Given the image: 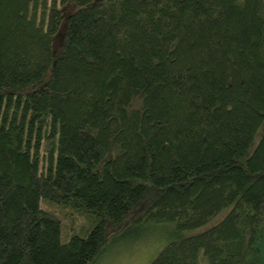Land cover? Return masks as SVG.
Segmentation results:
<instances>
[{"label": "trees", "instance_id": "obj_1", "mask_svg": "<svg viewBox=\"0 0 264 264\" xmlns=\"http://www.w3.org/2000/svg\"><path fill=\"white\" fill-rule=\"evenodd\" d=\"M152 226L148 264H264V0H0V264Z\"/></svg>", "mask_w": 264, "mask_h": 264}, {"label": "rangeland", "instance_id": "obj_2", "mask_svg": "<svg viewBox=\"0 0 264 264\" xmlns=\"http://www.w3.org/2000/svg\"><path fill=\"white\" fill-rule=\"evenodd\" d=\"M163 237L157 226L134 231L112 244L95 264H148L163 245Z\"/></svg>", "mask_w": 264, "mask_h": 264}]
</instances>
